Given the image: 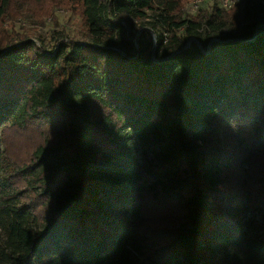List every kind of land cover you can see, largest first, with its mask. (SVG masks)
Masks as SVG:
<instances>
[{
  "label": "trees",
  "instance_id": "trees-1",
  "mask_svg": "<svg viewBox=\"0 0 264 264\" xmlns=\"http://www.w3.org/2000/svg\"><path fill=\"white\" fill-rule=\"evenodd\" d=\"M184 1L78 0L87 39L0 40V116L68 136L21 165L0 144V264H264V0ZM159 191L183 199L166 239Z\"/></svg>",
  "mask_w": 264,
  "mask_h": 264
},
{
  "label": "rangeland",
  "instance_id": "rangeland-1",
  "mask_svg": "<svg viewBox=\"0 0 264 264\" xmlns=\"http://www.w3.org/2000/svg\"><path fill=\"white\" fill-rule=\"evenodd\" d=\"M195 1L185 0L182 3L180 12L185 17L204 16L210 13L214 6L219 7L212 0L201 2L195 7ZM237 1L236 4L239 2ZM231 8L224 10L230 12ZM7 36L17 39L26 37L46 50L54 47L57 38L64 41L87 39L81 5L78 0H9L6 13L0 16V40L6 39ZM152 39L154 40V37ZM188 42L196 43L201 49L205 48L197 37H191ZM29 122L26 127H17L10 125L8 119L0 116V144L6 155L18 165L27 163L38 145L68 142L67 133L61 128V121L54 122L53 125L37 123V120ZM136 156L139 163L145 167L156 164L154 156L141 147H137ZM251 157L256 167L261 165L258 162L259 152L252 153ZM185 193L189 191L185 190L181 195ZM182 203L183 199L174 194L166 195L159 191L158 195H145V223L150 229L147 230L157 232L164 229L162 237H169L181 215ZM252 215L253 213L249 214ZM254 216L261 219L259 214ZM152 241L154 240L151 239L150 242Z\"/></svg>",
  "mask_w": 264,
  "mask_h": 264
},
{
  "label": "built area",
  "instance_id": "built-area-1",
  "mask_svg": "<svg viewBox=\"0 0 264 264\" xmlns=\"http://www.w3.org/2000/svg\"><path fill=\"white\" fill-rule=\"evenodd\" d=\"M207 0H196L195 1V7L199 5V3L201 2H205ZM215 1L217 3V5L219 6V8L221 9H228L231 8L237 0H212Z\"/></svg>",
  "mask_w": 264,
  "mask_h": 264
},
{
  "label": "water",
  "instance_id": "water-1",
  "mask_svg": "<svg viewBox=\"0 0 264 264\" xmlns=\"http://www.w3.org/2000/svg\"><path fill=\"white\" fill-rule=\"evenodd\" d=\"M208 48H209V44L206 45V47H205L204 49H202V51H203V52H206V51L208 50Z\"/></svg>",
  "mask_w": 264,
  "mask_h": 264
}]
</instances>
